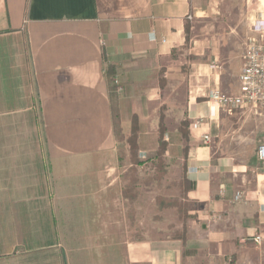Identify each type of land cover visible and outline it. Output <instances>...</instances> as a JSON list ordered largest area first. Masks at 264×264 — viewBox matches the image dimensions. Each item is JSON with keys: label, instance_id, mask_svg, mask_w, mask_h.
Here are the masks:
<instances>
[{"label": "crops", "instance_id": "obj_1", "mask_svg": "<svg viewBox=\"0 0 264 264\" xmlns=\"http://www.w3.org/2000/svg\"><path fill=\"white\" fill-rule=\"evenodd\" d=\"M222 1L0 0V264H264V169L256 150L250 164L232 151V122L207 100L224 45L196 33ZM109 68L143 156L158 146L163 91L185 83L184 223L155 204L177 188L124 195Z\"/></svg>", "mask_w": 264, "mask_h": 264}, {"label": "rangeland", "instance_id": "obj_2", "mask_svg": "<svg viewBox=\"0 0 264 264\" xmlns=\"http://www.w3.org/2000/svg\"><path fill=\"white\" fill-rule=\"evenodd\" d=\"M219 10L216 19H210L204 24V27L198 28L196 33L199 36L203 33L207 36L221 38L224 45L222 49L225 57L223 60V63L225 62V67L222 68L219 66L220 72L222 73V87L220 88V92L226 95H235L236 91L239 90L240 85L239 59L243 56L245 43L250 37L255 35L253 33V25L259 18V14H264V0H223L219 6ZM185 93L186 86L182 79H174L171 86L162 93L161 105H164L165 107L162 113L165 111V114L167 115V126L171 133L164 135V140L167 143L166 152L163 157L165 175L159 182H152L153 185H151L150 191L147 192L143 190V182L148 178H153L156 174V150L144 156L137 152L138 160L141 164L132 168L126 143L122 142L119 144L118 149L124 157L118 168L117 175L120 179H127L128 176L132 175L136 178V197L139 192L146 194L155 193V190L159 187L162 191L164 187H166L168 191L172 188H177L179 190L177 183L183 176L181 149L185 143L178 133L175 134V129L178 124V119L181 117L183 109L182 98ZM222 113L232 122L234 130L232 132L231 140L232 151L236 152L243 162L248 164L251 162L253 163L255 150L261 143H264V117L249 110H236L230 115L225 112ZM124 137L127 138V136ZM173 179L179 180L171 181ZM128 184L129 182L127 185ZM157 198L166 200L177 199H167L162 198L161 196H156L155 204L159 210L174 209L177 212L179 219V212L177 209L159 208L156 203ZM154 218L157 219L158 216H155ZM179 221L182 223L185 222V220L182 221L180 219Z\"/></svg>", "mask_w": 264, "mask_h": 264}, {"label": "trees", "instance_id": "obj_3", "mask_svg": "<svg viewBox=\"0 0 264 264\" xmlns=\"http://www.w3.org/2000/svg\"><path fill=\"white\" fill-rule=\"evenodd\" d=\"M185 47L188 46L190 39H191V26L186 24L185 25ZM108 76H107V82H108V90H109V100H110V108H111V115H112V125H113V135L115 140L120 144L122 142H125L127 147H128V153H129V160L132 165V168L137 167L138 165L141 164V162L138 160L137 152H138V118L136 115L132 116L131 119V126H130V131L129 135L127 138H125L122 134V130L120 127V117H119V109H118V104H117V86L115 84V74L111 68L108 69ZM164 71H160V76H159V87L161 90L165 88V79L163 77ZM164 105L161 107V113L159 116V124H158V146L156 149V154H155V159H156V164H155V171L156 174L153 178H148L143 182V190L145 191H150V187L153 181L159 182L161 178L165 175V164H164V154L166 152L167 148V143L164 140V135L166 133V127L164 124L165 121V116L162 113L164 110ZM188 126L187 121H182L180 122L179 125V131L181 133V136L183 140L185 141V145L182 148V159H183V166H182V178L181 180L177 183V186L179 187L180 191V199L178 200H166V199H161L157 198L156 203L159 206V208H175L179 212V219L184 220V214L187 209V203L185 202L186 200V195L187 192L192 188L191 183L187 180L186 176V161H187V151H188V136L186 132V128ZM123 154L120 153L119 151V166L122 163L123 160ZM126 178V177H124ZM128 180L129 184L127 187H125L124 190V195L126 198H128L131 202L135 199L136 195V189H135V184L137 183L136 178L132 176H128L126 179Z\"/></svg>", "mask_w": 264, "mask_h": 264}, {"label": "built area", "instance_id": "obj_4", "mask_svg": "<svg viewBox=\"0 0 264 264\" xmlns=\"http://www.w3.org/2000/svg\"><path fill=\"white\" fill-rule=\"evenodd\" d=\"M191 20V17H188ZM253 32L258 38H249L245 43L242 67L240 70L239 91L235 95H226L217 89L210 90L207 95L209 102L217 105L223 112L232 114L236 110H249L264 117V14L253 25ZM216 68V65H212ZM200 120H196L198 124ZM205 143H209L208 136H204ZM256 157L264 169V143L256 149ZM256 245L261 244V237L252 239Z\"/></svg>", "mask_w": 264, "mask_h": 264}]
</instances>
